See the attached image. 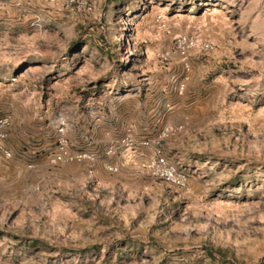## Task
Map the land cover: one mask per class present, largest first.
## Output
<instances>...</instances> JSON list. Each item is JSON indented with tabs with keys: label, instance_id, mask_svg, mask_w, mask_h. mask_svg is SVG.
<instances>
[{
	"label": "rangeland",
	"instance_id": "374dc122",
	"mask_svg": "<svg viewBox=\"0 0 264 264\" xmlns=\"http://www.w3.org/2000/svg\"><path fill=\"white\" fill-rule=\"evenodd\" d=\"M1 120L0 264H264V0H0Z\"/></svg>",
	"mask_w": 264,
	"mask_h": 264
},
{
	"label": "built area",
	"instance_id": "2783aa9c",
	"mask_svg": "<svg viewBox=\"0 0 264 264\" xmlns=\"http://www.w3.org/2000/svg\"><path fill=\"white\" fill-rule=\"evenodd\" d=\"M6 124L5 120H1L0 121V127L4 126ZM5 135L0 131V142H2V140L4 139ZM123 143V142H121ZM143 145V143H142ZM123 146L125 148H131L132 147V143L131 142H126L123 143ZM0 154L3 157H9V154L6 150L2 149L0 147ZM84 158V155H80V154H74L71 155L67 152L66 150V142L64 139L60 138L57 142V148H56V153L52 156V161L55 163L58 162H72V161H79L80 159ZM157 164L161 163V160H156Z\"/></svg>",
	"mask_w": 264,
	"mask_h": 264
},
{
	"label": "crops",
	"instance_id": "0c3cea01",
	"mask_svg": "<svg viewBox=\"0 0 264 264\" xmlns=\"http://www.w3.org/2000/svg\"><path fill=\"white\" fill-rule=\"evenodd\" d=\"M1 155V154H0ZM2 156V155H1Z\"/></svg>",
	"mask_w": 264,
	"mask_h": 264
},
{
	"label": "trees",
	"instance_id": "16d2710c",
	"mask_svg": "<svg viewBox=\"0 0 264 264\" xmlns=\"http://www.w3.org/2000/svg\"><path fill=\"white\" fill-rule=\"evenodd\" d=\"M211 256V255H210Z\"/></svg>",
	"mask_w": 264,
	"mask_h": 264
}]
</instances>
